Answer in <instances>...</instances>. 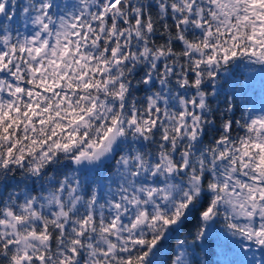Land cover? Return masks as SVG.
Returning <instances> with one entry per match:
<instances>
[{
	"label": "snow or ice",
	"instance_id": "6c2138e0",
	"mask_svg": "<svg viewBox=\"0 0 264 264\" xmlns=\"http://www.w3.org/2000/svg\"><path fill=\"white\" fill-rule=\"evenodd\" d=\"M0 264H264V0H0Z\"/></svg>",
	"mask_w": 264,
	"mask_h": 264
}]
</instances>
